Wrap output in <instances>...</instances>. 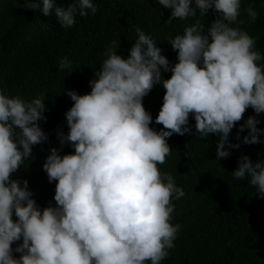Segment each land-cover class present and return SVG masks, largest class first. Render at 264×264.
Segmentation results:
<instances>
[{
	"label": "clouds",
	"instance_id": "9594fccd",
	"mask_svg": "<svg viewBox=\"0 0 264 264\" xmlns=\"http://www.w3.org/2000/svg\"><path fill=\"white\" fill-rule=\"evenodd\" d=\"M157 4L172 10L169 24L198 14L213 22L206 29L197 20L168 40L178 54L174 66L152 36L137 28L127 58L117 54L116 41L105 49L90 93L67 90L73 102L66 112L69 131L58 132V138L74 152L61 155L52 147L43 164L49 182H56L55 206L41 209L29 181L13 179L32 157L33 146L48 140L39 123L47 119L43 94L26 101L0 87V264H161L181 228L171 223L173 199L185 196L173 175L158 167L171 155L168 138L191 135L192 116L201 139L219 137L216 160L222 161L229 149L240 147L229 137L246 110L264 113V64L258 63L264 56L242 28L241 0ZM23 7L39 10L63 30L75 28L77 15L98 12L93 0H75L67 9L54 0H24ZM244 11L254 23L256 10L249 5ZM4 17L3 9L0 33ZM57 68L71 71L72 62L63 57ZM156 85L165 89L155 118L163 125L160 131L150 126L153 117L143 104ZM259 123L249 116L237 138L247 130L243 143H261ZM238 163L233 179L248 181L264 198V161L253 163L245 155Z\"/></svg>",
	"mask_w": 264,
	"mask_h": 264
},
{
	"label": "trees",
	"instance_id": "16d2710c",
	"mask_svg": "<svg viewBox=\"0 0 264 264\" xmlns=\"http://www.w3.org/2000/svg\"><path fill=\"white\" fill-rule=\"evenodd\" d=\"M74 2L54 0L56 6L65 9ZM23 3L24 0H0V14L5 11L0 33V87L8 95H19L26 101L41 94L45 99L47 119L39 123L48 140L33 146L32 157L13 174V179L29 181L33 198L43 209L55 206L56 182L50 183L43 170L51 148H58L61 155L74 152L70 145L62 146L58 138V132L69 131L66 112L73 102L67 90L81 95L90 93L89 81L105 59V49L116 41L117 54L127 58L137 39V28L152 36L174 66L178 63V54L168 40L182 34L185 27L197 20L206 29L213 20L198 14L169 24L172 10L157 4V0H93L98 12L87 17L77 15L75 28L63 30L39 10L25 9ZM249 5L258 13L254 23L247 22L244 9ZM239 18L246 21L242 28L256 39L254 50L264 56V0H241ZM63 57L72 62L71 71L58 72L57 62ZM258 63L264 64V60ZM171 75V72L163 73L165 79ZM164 94L163 86L156 85L143 100L145 109L153 117L150 126L156 131L163 128L155 123V118ZM249 116H256L260 121L257 127L264 129V113L257 116L248 108L229 137L232 144L240 147L229 149L230 156L222 161L216 160L219 137L213 134L201 139L196 135L192 116L189 118L191 135L173 134L168 138L171 155L158 167L161 172L173 175L185 196L173 199L175 212L171 223L181 228L174 241L175 248L169 250V256L161 264H264V198L248 181L234 180L231 174L238 168L242 156H249L253 163L264 161V132L259 144L243 143L247 130L237 138L240 125ZM19 243L22 241L15 242L13 248ZM14 256L18 258L20 253Z\"/></svg>",
	"mask_w": 264,
	"mask_h": 264
}]
</instances>
